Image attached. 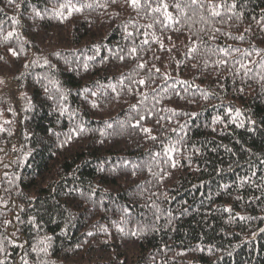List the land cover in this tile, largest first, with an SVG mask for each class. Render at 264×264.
Returning <instances> with one entry per match:
<instances>
[{
  "label": "trees",
  "instance_id": "obj_1",
  "mask_svg": "<svg viewBox=\"0 0 264 264\" xmlns=\"http://www.w3.org/2000/svg\"><path fill=\"white\" fill-rule=\"evenodd\" d=\"M0 77V264H264V0H0Z\"/></svg>",
  "mask_w": 264,
  "mask_h": 264
},
{
  "label": "rangeland",
  "instance_id": "obj_2",
  "mask_svg": "<svg viewBox=\"0 0 264 264\" xmlns=\"http://www.w3.org/2000/svg\"><path fill=\"white\" fill-rule=\"evenodd\" d=\"M6 80L9 82L7 85L9 86V84L11 85L12 82L14 81L13 79H7L6 77H0V96L5 95L3 92L6 90Z\"/></svg>",
  "mask_w": 264,
  "mask_h": 264
},
{
  "label": "snow or ice",
  "instance_id": "obj_3",
  "mask_svg": "<svg viewBox=\"0 0 264 264\" xmlns=\"http://www.w3.org/2000/svg\"><path fill=\"white\" fill-rule=\"evenodd\" d=\"M9 2L11 3L12 2V0H9ZM138 2H139V0H131V3H132V6L133 7H136V6H138ZM196 2V0H193V3H195ZM176 7L177 8H179L180 7V5L179 4H177L176 5ZM77 11H79V9H76ZM158 10V9H157ZM9 36H11L12 35V33H9L8 34ZM7 38V37H6ZM16 53L15 52H13V55H15ZM141 83H144L143 81H141ZM83 130V129H82ZM145 132H149L150 131V129H147V128H145V129H143ZM153 139H155V137H152ZM89 235H91V233H89Z\"/></svg>",
  "mask_w": 264,
  "mask_h": 264
}]
</instances>
